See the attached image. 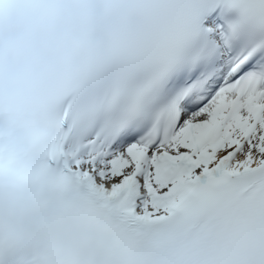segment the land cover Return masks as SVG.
<instances>
[{
    "label": "snow or ice",
    "instance_id": "6c2138e0",
    "mask_svg": "<svg viewBox=\"0 0 264 264\" xmlns=\"http://www.w3.org/2000/svg\"><path fill=\"white\" fill-rule=\"evenodd\" d=\"M0 264H264V0H0Z\"/></svg>",
    "mask_w": 264,
    "mask_h": 264
}]
</instances>
